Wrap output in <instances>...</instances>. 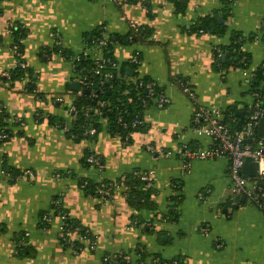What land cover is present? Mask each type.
I'll return each instance as SVG.
<instances>
[{
    "label": "crops",
    "instance_id": "0c3cea01",
    "mask_svg": "<svg viewBox=\"0 0 264 264\" xmlns=\"http://www.w3.org/2000/svg\"><path fill=\"white\" fill-rule=\"evenodd\" d=\"M224 6L223 0H184L180 7L176 0H0V107L9 133L0 142V264H103L105 256H121L114 264H151L154 254L184 264H264V213L231 196L227 155L183 157L186 147L213 144L193 131L195 106L219 108L222 119L226 110L244 118L253 103L248 73L264 61V0ZM209 18L222 25L221 33L200 30ZM129 20L143 27L136 41L126 40ZM11 23L25 30L27 67L13 79L2 75L16 62ZM96 30L111 39L106 50L121 80L154 81L168 99L140 110L145 127L132 132L128 144L104 120L94 134L72 130L71 107L82 92L81 85L71 88L79 75L73 62L94 52L86 36ZM238 34L248 65L221 66L225 60L217 62L215 52ZM183 82L194 100L182 91ZM86 151L100 166L83 163ZM133 170L150 173L153 212L136 210L126 199L123 183ZM105 181L115 183L105 201L81 186ZM54 201L90 235L81 247L60 240ZM44 212L51 213L46 227ZM16 237L24 242L22 255Z\"/></svg>",
    "mask_w": 264,
    "mask_h": 264
},
{
    "label": "trees",
    "instance_id": "16d2710c",
    "mask_svg": "<svg viewBox=\"0 0 264 264\" xmlns=\"http://www.w3.org/2000/svg\"><path fill=\"white\" fill-rule=\"evenodd\" d=\"M225 4V9H229V4L233 1L223 0ZM184 3V0H176V5L178 7L182 6ZM200 30H214L218 33H221L223 31L222 25H217L214 22V19L209 18L205 21L201 22ZM10 32L11 35L14 38V41L12 45H17V51L20 53L19 57H16V59L23 60L21 58V51H22V44L23 42H20L21 39L24 40L25 38V30L23 26L19 23H11L10 26ZM130 30V29H129ZM131 34V30L129 31ZM102 31L96 30L92 34H89L86 36V44L89 45L91 40L94 37L101 36ZM143 35V28L141 32L137 35H133V39L131 41H136L141 38ZM238 35H233L232 41L229 45L220 47L219 52H215V58L217 62H220V58L222 54H225V62H221V66H232V67H242L248 65V55L242 50L241 44L243 42V39H239ZM128 36H126V40L130 41L128 39ZM52 38L58 41V34L54 31L52 32ZM250 38H252L250 36ZM254 38V37H253ZM108 49V47L106 48ZM105 49L104 56L106 57L107 64L106 66L100 70L99 73H95L96 64L93 60L90 58L79 55L78 59H75L73 62V69L78 72L80 76H86V84L82 87V93L79 96H76L74 106L76 109L75 112V119H74V126L72 130L76 132H84V130L87 128L86 126L89 124L93 128H97L100 124L99 120L106 121L109 131L117 134L120 136L121 140L124 141V137L128 135L127 141H124L126 144H128L131 140V133L141 129L143 126H132L131 122L135 117V114L140 113V110L142 109L140 105V101L142 98L146 96V91L143 87H138L137 83L139 81L147 82L149 79H139L136 80V82H129L125 83L123 80H121L117 76L116 68H111L109 62L114 61L109 57V51ZM62 52L66 57H69L66 55L67 53ZM41 56L46 59L49 57V50L48 49H42L40 52ZM116 62V61H115ZM25 70H27V67L21 68L19 66H13L12 69L8 70L9 73V79L22 77L24 75ZM105 73L110 74V77H105ZM252 89H257L258 92L261 94V102L264 103V61L257 66L255 69V72L253 73V76L250 80ZM30 88L31 90L33 89ZM87 90V92H83ZM95 94V96L93 95ZM131 99L130 101L128 99ZM230 112V115H229ZM224 119L223 122L232 130H238L241 129L245 122V117L240 118L236 117L234 113L230 110H226L224 112ZM6 115L4 114L3 110L0 107V133H5L6 137L1 139L0 142L4 141L8 138L9 133L6 129H2V119ZM121 116V121H118V117ZM125 124H124V123ZM256 137L260 138L261 136L256 133ZM244 142L254 144L253 141L249 139H245ZM92 153L87 152L85 153V156L83 157V163L85 165L93 164L88 163L86 161V157ZM94 155V154H92ZM95 156V155H94ZM96 157V156H95ZM98 158V157H97ZM95 165V164H93ZM97 166H100V161L98 158ZM145 171L140 170H133L130 172L127 177L124 179L123 185L126 188V199L130 206H132L134 209H142L146 208L148 210H154L155 205L154 202L151 200L152 193L154 192L150 178L148 180H142L140 176L136 173H143ZM115 183L114 182H103L99 184H92L87 185L84 182L81 183L82 188L88 189L92 194L100 196L99 190L105 189L108 190L110 195L112 193L113 187ZM54 212L59 215L65 214L66 219L65 222L69 224V229L73 227H79L80 230L78 231V234L85 235V237L90 236L85 229H83L81 226H79L77 223H75L69 215L62 210L60 204L55 203L54 205ZM44 213H50V212H44ZM42 213L40 215V223L43 227H46L47 223L42 221ZM174 214V212H173ZM175 215V214H174ZM64 222V220H62ZM137 221H134V224H136ZM66 233L67 229H64ZM85 233V234H84ZM17 237H20L17 236ZM16 237V243L19 254H24L25 247L24 242L22 243V240ZM93 237V235H91ZM65 238L60 235V240L63 242H66L64 240ZM19 240V241H18ZM77 247H81L78 242H76ZM75 244V243H74ZM139 251V250H138ZM141 253V251H139ZM142 259L145 258V252H142ZM121 259V256L119 258H108L107 260H103V264H114L116 261ZM184 264L183 260L178 257H174L172 259H164L158 254H154L151 258V264ZM139 264H145L143 262H140Z\"/></svg>",
    "mask_w": 264,
    "mask_h": 264
},
{
    "label": "built area",
    "instance_id": "2783aa9c",
    "mask_svg": "<svg viewBox=\"0 0 264 264\" xmlns=\"http://www.w3.org/2000/svg\"><path fill=\"white\" fill-rule=\"evenodd\" d=\"M128 25L129 29L131 30V34L128 36V39L131 41L133 39V35L139 34L143 27L132 20H129ZM8 30L10 32L9 27ZM20 42H23V39H21ZM110 44L111 39L105 34H102L101 36L94 37L90 44L86 45L88 50L94 51L91 55L86 53L81 54L94 61L96 64L95 73H99L100 70L106 66L107 61L106 57L104 56V51ZM11 49L16 57L20 56V53L17 51V45H12ZM78 57L79 55L76 56L75 59H78ZM131 62L136 64L138 62V57L136 55L132 56ZM109 64L111 68L117 67V62L115 61H110ZM14 66L24 68L26 64L23 60L16 59ZM254 72L255 69L248 73V76L252 78ZM243 73L246 74V72ZM2 75L9 78L8 71H4ZM85 77L78 75L77 81L79 82V85H81L80 87H83L86 84ZM105 77H110V74L105 73ZM137 85L138 87H143L146 91V96L140 101L142 108L148 107L151 103H154L156 107L160 108L168 102L163 90L157 85L156 82L151 80L144 82L141 80L137 83ZM180 85L182 91L186 93L190 99L194 100L195 94L190 89L189 85L185 82L181 83ZM77 93L81 95L82 92L79 90ZM93 95L95 96L94 93ZM251 96L253 98V103L248 114L245 116L244 125L241 129L235 131H232L223 122V113L221 109L216 107L195 106L190 118L193 131L209 136L213 144L204 149H188L186 147L183 149V157L190 160L212 158L224 154L227 155L229 160L228 171L230 177L231 196L234 198L243 197L264 213V136H261L260 138L256 137L259 120L264 118V103L260 100L261 94L258 92V88L252 89ZM128 100L130 101L131 99L129 98ZM71 111L76 112L75 106L71 107ZM118 121H121V116L118 117ZM131 124L132 126L144 125V121L140 113L135 114ZM85 132L94 134L95 128H86ZM5 137V133H0V140ZM127 139L128 135L124 137V141H127ZM245 139L253 141L254 144L244 142ZM247 156L252 157L257 163V174L253 178L247 177L241 171L243 160ZM86 161L88 163L97 164L98 158L90 154L86 157ZM26 172L31 174L29 170H26ZM136 174H138L142 180H148L150 173L143 172ZM55 175L56 177H59L61 173L57 172ZM99 193V197L103 201L107 200L111 196L109 191L105 189H100ZM200 198H203V196H200ZM54 203H57V201H54ZM41 218L43 222L49 223L51 219V213H44ZM60 218V235L62 234L66 243L74 245V243H80L84 238H86L85 233L83 236L78 234V231L80 230L79 227H73L70 229L68 228L69 224L65 222V214H60ZM62 220H64V222H62ZM65 228L67 229L66 233H64ZM88 247L93 248L94 242H90ZM108 258L110 257L105 256L103 260H107Z\"/></svg>",
    "mask_w": 264,
    "mask_h": 264
},
{
    "label": "water",
    "instance_id": "95a60500",
    "mask_svg": "<svg viewBox=\"0 0 264 264\" xmlns=\"http://www.w3.org/2000/svg\"><path fill=\"white\" fill-rule=\"evenodd\" d=\"M218 19L220 21H222V17L221 16H219ZM222 59H223V61L225 60V54L222 55ZM71 88L73 90L77 91L79 89V82L78 81H73L71 83ZM83 92H87V90H85ZM258 134L260 136H264V118H261L259 120V123H258ZM241 171L247 177H250V178L255 177L256 174H257V163H256V161L250 156L245 157L244 160H243ZM242 200H244V198H242Z\"/></svg>",
    "mask_w": 264,
    "mask_h": 264
},
{
    "label": "rangeland",
    "instance_id": "374dc122",
    "mask_svg": "<svg viewBox=\"0 0 264 264\" xmlns=\"http://www.w3.org/2000/svg\"><path fill=\"white\" fill-rule=\"evenodd\" d=\"M93 168H94V167H93ZM94 169H95V168H94ZM141 210H142V211H147V212H153V211H154V210H148V209H146V208H142ZM166 214H167V213H162L160 216L163 217V216H165ZM161 217H160V218H161ZM161 219H162V218H161Z\"/></svg>",
    "mask_w": 264,
    "mask_h": 264
}]
</instances>
